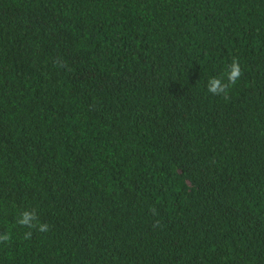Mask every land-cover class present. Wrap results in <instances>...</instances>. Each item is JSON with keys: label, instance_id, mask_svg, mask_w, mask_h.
Listing matches in <instances>:
<instances>
[{"label": "trees", "instance_id": "1", "mask_svg": "<svg viewBox=\"0 0 264 264\" xmlns=\"http://www.w3.org/2000/svg\"><path fill=\"white\" fill-rule=\"evenodd\" d=\"M0 233V264H264V0H0Z\"/></svg>", "mask_w": 264, "mask_h": 264}, {"label": "clouds", "instance_id": "2", "mask_svg": "<svg viewBox=\"0 0 264 264\" xmlns=\"http://www.w3.org/2000/svg\"><path fill=\"white\" fill-rule=\"evenodd\" d=\"M242 76V70L238 59L233 58L230 65L227 66L226 71L222 77H211L207 83V91L213 95L223 96L228 98L230 89L237 83ZM153 215H156L155 209L151 210ZM16 223L29 229L24 233L23 239L28 240L32 237V229L41 233L50 231V226L46 223H41L37 212L32 210H24L20 212ZM159 226V221L154 224V227ZM11 240L9 233H0V243H8Z\"/></svg>", "mask_w": 264, "mask_h": 264}]
</instances>
